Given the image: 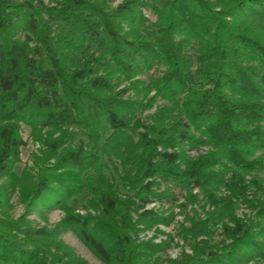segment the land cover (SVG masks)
I'll use <instances>...</instances> for the list:
<instances>
[{
  "label": "trees",
  "instance_id": "obj_1",
  "mask_svg": "<svg viewBox=\"0 0 264 264\" xmlns=\"http://www.w3.org/2000/svg\"><path fill=\"white\" fill-rule=\"evenodd\" d=\"M109 1L0 0V174L26 212H66L26 240L0 222V264H87L68 229L105 264H163L167 244L135 240L174 218L140 211L178 201L163 183L192 205L173 263L264 264V0ZM23 125L54 158L31 190Z\"/></svg>",
  "mask_w": 264,
  "mask_h": 264
},
{
  "label": "rangeland",
  "instance_id": "obj_2",
  "mask_svg": "<svg viewBox=\"0 0 264 264\" xmlns=\"http://www.w3.org/2000/svg\"><path fill=\"white\" fill-rule=\"evenodd\" d=\"M61 0H44V4L47 6H52ZM121 0H110L109 4L111 7H115ZM146 17L154 19L150 10H144ZM23 34V32H21ZM148 113V112H147ZM22 137L25 141V145L21 148L19 160L13 165V171L17 176L24 175L23 177L27 180V184L32 185L29 187L34 188L35 184L40 179L41 175L46 172V170L53 165L54 158L47 157L46 146L40 139H36V136L31 132V129L23 125L21 129ZM44 135V136H43ZM47 133L43 130L41 136L46 137ZM185 153L188 156L194 157L198 154L205 153L206 148H200L198 150L190 148L188 145L184 147ZM263 175L264 172H261ZM1 175V174H0ZM7 177L0 176V196L2 198V207L0 208V222H12L15 228H18L17 235L19 238L27 239L24 230L27 226L33 229L46 228L47 230H52L55 226L66 216V212L63 209L54 207H44L40 209H32L26 212V203L24 202L22 185L18 184L15 188H6ZM166 186H170L172 189L171 193L174 194L176 203H171L170 201H152L148 203L144 209H153L157 214L164 217L174 216L172 222L169 225L166 224H156L152 229H145L143 225L138 224L137 235L135 240L137 243L152 241L156 244H167L166 252L163 253L162 257L168 258L163 264H175L176 260L183 250L189 251V248L185 246L184 241L178 236V225L185 221L186 215H191L192 205H189L185 209L181 210L179 204L184 203V190L181 187L174 186L172 183H163L161 190ZM28 188V185H27ZM28 191V190H27ZM198 191H194L197 193ZM78 203H74L75 213L86 215L93 210L84 209L82 205L83 199L80 197ZM196 205L193 207L195 208ZM237 214L243 216L245 214H251L248 207L242 204L238 210ZM252 215V214H251ZM134 221L136 220V214H132ZM23 222L26 224L24 225ZM58 240L62 241L72 252L74 258L84 261L87 264H105L103 260L99 259L91 249L85 245V243L78 237V235L72 230L60 231ZM29 241V240H28ZM31 249H33L31 247ZM252 264V263H250Z\"/></svg>",
  "mask_w": 264,
  "mask_h": 264
}]
</instances>
